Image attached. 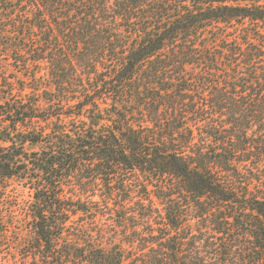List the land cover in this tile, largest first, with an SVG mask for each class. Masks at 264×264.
Masks as SVG:
<instances>
[{
    "label": "trees",
    "instance_id": "trees-1",
    "mask_svg": "<svg viewBox=\"0 0 264 264\" xmlns=\"http://www.w3.org/2000/svg\"><path fill=\"white\" fill-rule=\"evenodd\" d=\"M0 264H264V0H0Z\"/></svg>",
    "mask_w": 264,
    "mask_h": 264
},
{
    "label": "rangeland",
    "instance_id": "rangeland-1",
    "mask_svg": "<svg viewBox=\"0 0 264 264\" xmlns=\"http://www.w3.org/2000/svg\"><path fill=\"white\" fill-rule=\"evenodd\" d=\"M17 193L22 194L24 199H29L30 198V191L28 189H22L21 187H18V189H16ZM16 250V248L11 249V257H13V253ZM18 257H20L21 253H17Z\"/></svg>",
    "mask_w": 264,
    "mask_h": 264
}]
</instances>
